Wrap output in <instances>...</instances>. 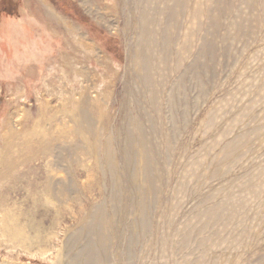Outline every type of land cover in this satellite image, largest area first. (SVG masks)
Instances as JSON below:
<instances>
[{"label":"rangeland","instance_id":"obj_1","mask_svg":"<svg viewBox=\"0 0 264 264\" xmlns=\"http://www.w3.org/2000/svg\"><path fill=\"white\" fill-rule=\"evenodd\" d=\"M46 1L0 0V264H264V0Z\"/></svg>","mask_w":264,"mask_h":264},{"label":"bare ground","instance_id":"obj_2","mask_svg":"<svg viewBox=\"0 0 264 264\" xmlns=\"http://www.w3.org/2000/svg\"><path fill=\"white\" fill-rule=\"evenodd\" d=\"M42 4H43V8L45 9V11L47 12V14H48V17L51 19V18H53V17H55V14H54V12H53V9H52V7H51V5L46 1V0H42ZM144 25H146V24H144ZM143 25V26H144ZM143 29H144V31H145V26L143 27ZM88 46H90V45H82V49H84V51L87 53V54H94V47H88ZM107 60V59H106ZM67 61H69V63H67V64H64V67H62V70H63V72L64 71H66L67 69H72V70H75V69H77V67H76V65H75V63H76V61H75V59H73V58H68L67 59ZM71 61H72V65L70 64L71 63ZM109 61V60H108ZM75 62V63H74ZM110 63V62H109ZM102 83L103 84H105V83H107V80L106 79H103L102 80Z\"/></svg>","mask_w":264,"mask_h":264}]
</instances>
